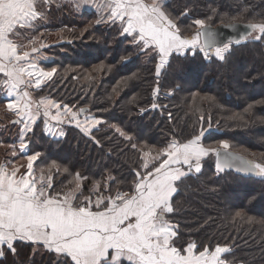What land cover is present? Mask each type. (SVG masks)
<instances>
[{"label": "trees", "instance_id": "obj_1", "mask_svg": "<svg viewBox=\"0 0 264 264\" xmlns=\"http://www.w3.org/2000/svg\"><path fill=\"white\" fill-rule=\"evenodd\" d=\"M61 4L50 7L49 21L40 29L49 31L41 36L49 42L41 52L55 53L41 66L57 69L40 96L68 103L75 106L73 110L84 107L101 118L105 123L94 135L103 148L73 126H64L65 137H53L38 124L34 134H29L32 144L28 153L42 154L34 163L37 177L43 169L46 176H53L57 191H66L69 181L80 173L88 178L86 193L94 182L106 183L109 174L117 177L121 186L125 180L130 182L137 152L127 148L112 125L131 134L140 148L152 149V156L168 142L186 141L202 130L205 147L226 140L228 150L264 163V39L232 44L225 61L204 59L199 52L195 56L174 54L171 66L159 77V94L154 97L155 62L139 54L116 27L97 24L95 13L75 12ZM163 4L182 29L209 15L214 22L206 23L212 26L264 22V0H166ZM185 11L186 16L182 14ZM51 30L55 31L52 40ZM153 102L156 109L151 107ZM142 108L145 111L141 112ZM0 116L6 118L4 125L9 130V136L0 132V163L14 160V166H24L22 173L27 160L18 151L20 126L13 124L17 118L6 107L0 109ZM53 163L59 172L51 168ZM215 163L214 153L203 157L201 171L192 170L174 195L173 219L181 238L213 249L217 244L227 245L230 252L222 255L226 264H264V176L220 174ZM237 212L242 217H237ZM0 264H56V256L42 251L33 254L31 247L18 244L16 254L6 255Z\"/></svg>", "mask_w": 264, "mask_h": 264}, {"label": "snow or ice", "instance_id": "obj_2", "mask_svg": "<svg viewBox=\"0 0 264 264\" xmlns=\"http://www.w3.org/2000/svg\"><path fill=\"white\" fill-rule=\"evenodd\" d=\"M51 3L52 0H0V92L6 98L7 110L17 117L13 124L20 126L18 151L27 160L22 173L20 168L24 166H14V160L0 163V258L16 254L22 243L31 247L33 254L41 249L55 254L56 264H226L222 255L230 252L227 245L217 244L213 249L194 240H182L173 219V198L179 185L193 169L201 171L202 158L209 153L215 154L219 172L235 167L239 172L264 175V163L229 152L226 140L216 148L205 147L201 130L186 141L168 142L152 156V149L145 151L131 134L112 125L127 142V148L137 152V163L129 171L130 182L125 180L121 186L119 179L109 174L106 183L96 181L86 193L88 178L76 173L66 191H57L52 175L46 176L43 169L39 177L35 175L34 163L42 154H28L32 144L29 134H34L38 124L53 137H65L64 126H73L103 148L94 135V130L99 131L105 123L101 118L84 107L73 110L75 106L68 103L40 96L57 69L41 66L37 54L49 46H35L32 37L40 32ZM74 3L77 8L95 7L100 13L97 24L116 27L139 54L155 62L154 97L159 94V77L166 66H171L174 54L195 56L199 52L204 59L225 61L233 44L231 40L217 44L216 32L206 23L214 22L211 15L194 19L189 28L182 29L165 10L162 0ZM182 14L186 16L188 12ZM227 26L234 27L231 23ZM247 27L249 31L241 39H264V22ZM189 31L191 34H186ZM21 38L32 45L30 50H26L28 45ZM173 88L179 90V85ZM151 107L156 109L158 105L153 102ZM51 168H57L55 163ZM63 171L71 175L67 168ZM236 216L242 217V213Z\"/></svg>", "mask_w": 264, "mask_h": 264}, {"label": "rangeland", "instance_id": "obj_3", "mask_svg": "<svg viewBox=\"0 0 264 264\" xmlns=\"http://www.w3.org/2000/svg\"><path fill=\"white\" fill-rule=\"evenodd\" d=\"M164 1H166V0H162L163 3H164ZM61 3H64V4L69 5V7L72 8L75 12L81 11V9H87L89 11H94V13L96 14L97 18L99 19L100 13L98 12V10L95 7H92V6H86L85 7V6H83V7L77 8L76 5H75V3H74V0H52L51 6L54 7V8H56L57 6H61L62 5ZM48 21H49V17L47 16V19L44 21L45 26H46V23ZM101 24H106V23H101ZM107 26H109V25L107 24ZM43 32H45V31H43ZM43 32H41V30H40L39 33H37L34 37H32L35 40V46H37V47H39L41 44L46 45L47 43H49V42L42 41V38H41V36L43 34H48L49 31H46V33H43ZM54 33H55V31L54 30H51V33L49 34V36L51 37V40L55 36V35H53ZM29 36H32V34L29 33ZM57 36H58V34H57ZM21 39L23 40V38H21ZM24 41L25 42H23V43H25V44L28 45V48L26 50H30V48H31L32 45L27 40H24ZM51 42H53V41H51ZM54 54L55 53H47V52L46 53L45 52L43 53V52L40 51V54L38 55V57H39L40 61L42 62L44 60H51V59H53L54 58ZM0 100H1L0 101V109L6 107V98H5V96H4L3 93L0 94ZM13 116L15 118H17L14 114H13ZM0 119L3 120L0 123V132L2 134H4V136H9V130L4 125V123L7 121L6 118L0 116ZM210 147L211 148H216L218 146H210ZM262 176H264V175H262Z\"/></svg>", "mask_w": 264, "mask_h": 264}, {"label": "water", "instance_id": "obj_4", "mask_svg": "<svg viewBox=\"0 0 264 264\" xmlns=\"http://www.w3.org/2000/svg\"><path fill=\"white\" fill-rule=\"evenodd\" d=\"M231 24H233L234 27H228L227 26L228 24H219L217 26L209 25L211 27V29L214 30L217 34V44H222L223 42H226L229 40L233 41V44H237V43H235V41H240V43L245 41V39H241V37H243L245 35V33H247L249 31V29L247 27L249 24H242V23H231ZM220 151H221V158H222L224 150L221 149ZM228 151L232 152V153H236L234 151H230V150H228ZM236 154L238 156H241V157L247 159L246 157H244L243 155H241L239 153H236ZM236 163H238V161ZM216 171L220 174H223L226 172H232V173H234L238 176L244 177V178H253V177L259 176V174L257 172H239V171H237V169L235 167H233L231 169H225L223 172H219L217 169H216Z\"/></svg>", "mask_w": 264, "mask_h": 264}, {"label": "crops", "instance_id": "obj_5", "mask_svg": "<svg viewBox=\"0 0 264 264\" xmlns=\"http://www.w3.org/2000/svg\"><path fill=\"white\" fill-rule=\"evenodd\" d=\"M86 6H87V5H85V7H86ZM81 10H82V11H83V10H84V11H88L89 13H94V11H89V10H87V9H81ZM43 31H44V30H41V32H43ZM27 43H28V42H27ZM39 54H40V53H38L37 55H39ZM1 93H2V92H0V94H1ZM193 170H194V169H193ZM190 173H191V172H190ZM20 245L25 246V247L27 246V245L22 244V243H20ZM32 250H33V249H32ZM39 251H42L43 253H44V252H47V251L42 250V249L39 250ZM6 255L8 256V255H12V254H11V253H8V254H6ZM6 255H5V256H6ZM3 259H4V257H3V258H0V261L3 260Z\"/></svg>", "mask_w": 264, "mask_h": 264}]
</instances>
